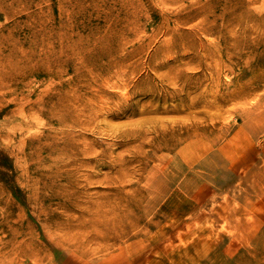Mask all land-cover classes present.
Masks as SVG:
<instances>
[{"label":"rangeland","instance_id":"374dc122","mask_svg":"<svg viewBox=\"0 0 264 264\" xmlns=\"http://www.w3.org/2000/svg\"><path fill=\"white\" fill-rule=\"evenodd\" d=\"M0 264H264V0H0Z\"/></svg>","mask_w":264,"mask_h":264}]
</instances>
